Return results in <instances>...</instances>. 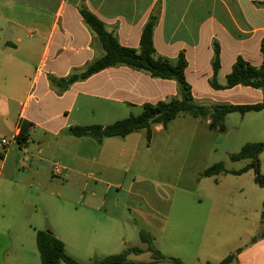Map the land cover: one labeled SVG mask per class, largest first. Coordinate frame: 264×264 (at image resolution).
<instances>
[{"label": "crops", "instance_id": "obj_1", "mask_svg": "<svg viewBox=\"0 0 264 264\" xmlns=\"http://www.w3.org/2000/svg\"><path fill=\"white\" fill-rule=\"evenodd\" d=\"M82 8L95 15L120 45L132 49L139 48L142 28L149 17L154 16L155 56L175 61L183 55L184 76L196 104L206 107L251 105L264 100L258 89L244 86L214 89L211 85L214 43L219 50L216 83L220 86L226 84V76L238 57L252 66L261 65L264 0H0V134L15 141L19 121L30 125L26 142L18 145L21 155H28L29 159L17 158V164L24 161L33 164L28 165L25 172L31 178L29 191L44 195V189L38 188L35 179L38 173L52 183L50 176L66 171L67 179L60 184V189L48 193L66 198L70 178L88 177L86 174L92 168H107L114 162L124 166L127 151L132 162L138 149L137 144L134 145L139 139L135 136L137 132L124 138H104L100 142L70 134L71 127L83 124L78 116H72L79 96L100 98L115 107L138 108L142 112L145 103L155 104L178 95L175 81L154 79L125 66L104 69L64 91L50 86L47 76L60 79L81 73L102 55L95 35L80 16ZM107 109V113L114 112L113 108ZM204 121L206 125L209 123L207 119ZM153 128L161 131L163 127ZM130 141L135 143L129 145ZM9 148L0 147L5 151ZM7 159L5 155L0 161V176ZM51 159H58L64 165L53 164L52 174H48L47 164ZM94 182L96 184L97 180ZM75 195L74 198L82 200L87 197L88 202L98 200L95 187L86 195L82 191ZM104 203L105 200L100 206ZM215 213L188 202L183 209H169L155 216L154 223L161 236L157 244L156 238L150 235L154 248L184 264H218L231 254L234 259L229 264H264V239L256 238L260 232L252 235L248 245L238 247L239 233L225 234V226L220 223L223 220H218L220 216ZM64 217L63 222L67 220L65 225L75 234H94L99 228L107 244L119 240L121 245L128 242L121 237V228H112L114 224L129 221L125 212L102 213L99 207L90 205L83 210L75 208ZM140 217L148 221L151 214L142 213ZM218 250L223 257L214 263L212 256ZM150 258L149 253L145 262Z\"/></svg>", "mask_w": 264, "mask_h": 264}, {"label": "rangeland", "instance_id": "obj_2", "mask_svg": "<svg viewBox=\"0 0 264 264\" xmlns=\"http://www.w3.org/2000/svg\"><path fill=\"white\" fill-rule=\"evenodd\" d=\"M77 100L72 116H78L83 123L81 126H107L141 113V109L118 108L100 98L79 96ZM107 108H113L114 112L107 113ZM224 123L226 132L219 133L210 131L203 119L179 114L161 131L152 128L150 137L146 131L140 130L135 133L139 138L137 142H129V145L135 143L138 146L132 162L127 151L124 166L114 162L107 168H92L86 174L88 177L70 178L68 188L65 187L66 198L48 194L60 189V184L67 179L66 171L50 176L52 183L41 173L35 176L44 195L27 189L31 178L25 172L27 166L33 164L29 161L17 164L19 156L22 159H29V156L21 155L18 144L11 141L7 151L0 149V161L8 155L0 176V264H41L35 243L36 231L53 233L63 242L66 253L80 264H94V260L119 254L127 247L146 250L139 232L143 230L152 234L159 244L161 232L154 223L155 216L169 209H183L188 202L216 212L220 216L218 220H223L220 223L225 226V234L239 233L238 247L248 245L252 235L264 230L261 221L264 189L254 183L252 169L234 173L251 160L231 161L230 157L238 154L247 143L264 142V111L244 115L231 113ZM3 138L8 140V136L1 133L0 141ZM258 161L260 173L264 175V150ZM218 163L223 165L224 172L209 177L203 175ZM53 164L64 165L58 159L49 160L48 174H52ZM92 187L96 188L98 195L96 202H88L87 197L84 200L74 198L78 191L86 195ZM104 200V206H100ZM90 205L99 207L102 213L125 212L129 221L112 227L115 230L121 228V237L128 241L125 245L120 244L121 240L107 244L102 238L105 234L99 228L94 234H75L69 230L65 225L67 220L63 222L65 214L74 212L75 208L87 209ZM142 213H150L151 218L148 221V218L142 219ZM95 236L100 239L96 240ZM148 255L149 252L144 251L136 256L129 255L126 260L128 264L143 263L148 260ZM221 257L218 250L212 261L217 263Z\"/></svg>", "mask_w": 264, "mask_h": 264}, {"label": "trees", "instance_id": "obj_3", "mask_svg": "<svg viewBox=\"0 0 264 264\" xmlns=\"http://www.w3.org/2000/svg\"><path fill=\"white\" fill-rule=\"evenodd\" d=\"M79 12L84 24L95 35L102 55L92 60L81 73H73L60 79L51 75L47 76L50 86L64 91L73 83L83 81L104 69L125 66L132 70L147 73L154 79L175 81L178 95L170 100L158 101L155 104L145 103L142 105V112L139 115L129 116L107 126H73L70 128V134L74 137H89L96 142H100L104 138H124L140 130H145L147 137H150L151 129L154 126L161 125L164 128L179 114L197 119H207L209 120L207 127L210 131L224 133L226 132L225 117L228 114L239 113L244 115L264 109V100L261 103L251 105L215 104L206 107L196 104L192 98L190 86L184 76L186 62L183 55H179L175 61L155 56L153 29L156 19L154 16H150L142 28L139 48L132 49L120 45L115 35L108 31L105 25L86 8L80 9ZM213 50L211 85L214 89H230L235 86H244L262 91L264 97V40L261 41L260 45L261 65L259 67L252 66L238 57L232 66L231 72L226 76V84L224 86L216 83V75L219 68V50L215 43ZM18 127L19 133L15 137V142L19 145L26 142L30 125L21 120L18 123ZM263 150L264 142L247 143L240 149L238 154L232 155L230 159L231 161L251 160L250 164L234 173L241 174L252 169L254 171V183L264 189V175L260 173L258 161V156ZM221 172H224V168L221 163H218L208 168L203 175L209 177ZM261 221L264 225V202L262 204ZM139 237L151 255L150 261L141 264H184L179 259L166 257L155 249L152 245L150 234L140 231ZM256 238L264 239L263 229ZM35 243L41 264H80L66 253L63 242L50 231H36ZM143 251L140 247H127L119 254L108 255L94 260V264H128L127 256L130 254L138 255ZM233 259L234 254H231L223 258L218 264H229Z\"/></svg>", "mask_w": 264, "mask_h": 264}, {"label": "built area", "instance_id": "obj_4", "mask_svg": "<svg viewBox=\"0 0 264 264\" xmlns=\"http://www.w3.org/2000/svg\"><path fill=\"white\" fill-rule=\"evenodd\" d=\"M11 141H14V140H6V139H1V141H0V147L2 148V149H6V148H9L10 147V145H11ZM57 172H58V170H57Z\"/></svg>", "mask_w": 264, "mask_h": 264}]
</instances>
